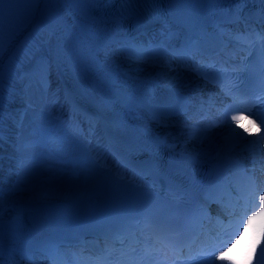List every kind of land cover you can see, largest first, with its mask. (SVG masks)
I'll list each match as a JSON object with an SVG mask.
<instances>
[{
  "label": "bare ground",
  "instance_id": "obj_1",
  "mask_svg": "<svg viewBox=\"0 0 264 264\" xmlns=\"http://www.w3.org/2000/svg\"><path fill=\"white\" fill-rule=\"evenodd\" d=\"M67 12L69 15L72 14L69 11H67ZM55 15L58 17L57 19H61L55 10L48 9L45 17L49 18V16H50L52 19L56 20ZM76 22H78V23H76L77 26L78 25L80 26V24H82L83 27H81V28L84 29V33L83 34L79 33V38H78L79 42H77V36L75 35L74 31L71 28H69L67 30V33H68L67 39H69L72 42V47H71L72 50L74 52H77V48H78L79 53H85V55L91 61L92 66L96 69H97L96 64L93 61L92 55H91V53L96 51L95 48L97 49L100 46L104 45L105 41H111V40L115 39L116 37H119L120 40L125 39L129 35V32H126L123 34L115 32L114 27L110 28L109 31L106 32L105 31L106 29H104L100 25L92 24L91 22H88V21H81L79 19ZM34 25H35V21H33L31 23L29 28H32ZM103 33L106 34L105 40H102V37H101V34H103ZM62 35H65V33H63ZM24 36H25V33H21L19 36H17L15 38L14 42L7 48V50L5 51V56L3 57L4 60L2 61L0 67H2L7 62V60L10 57V53H13L15 47H17L20 44V41L23 39ZM67 39H66V43H67ZM64 44H65L64 41H61L60 43L59 42L55 43L57 53H65L66 52V49L64 48ZM60 48L64 49L63 52L59 50ZM79 48H81V49H79ZM117 67H121V64L117 65ZM125 71L128 72V68H125ZM70 73L75 74L76 72L74 70H72ZM98 73H100L101 75H104V73L102 71H99ZM171 76H172V79H170L169 77H167V79L169 78L170 83L174 87L179 88L182 84L180 78L178 77L177 74H171ZM151 77L152 76L150 74H147V76H146L147 79L151 78ZM161 78H163V77H161ZM136 87L140 88V85L136 84ZM78 90L81 91V88L79 87V85H78ZM172 92L175 95H177L176 88H174L172 90ZM237 127H238V129H244L241 125H239ZM173 129H174L173 127L169 128V127L163 126V127H160L158 130H156L157 137H156V140H154L153 145H154L155 149L158 150L156 152H159V154H156L157 158L162 159V157L167 153V150L164 147L165 143L163 140H172L175 137L174 133L172 132ZM241 131H243V130H241ZM241 131L238 132L237 135H234V134L231 135V139H230L231 143L230 144H224L223 143V139L221 138L222 137L221 135L223 134L222 131H220V132L214 131L212 136H210L208 138V141H205L203 143H201L199 140H197L195 138L187 139V141H186V139L182 140V138L180 136V139L182 141L176 143V145L181 146L184 143L183 141H185L188 144V148L186 150V153H189L190 158L194 157L193 158L194 160L191 162V168L195 173L194 177L198 181H200V179H201L202 182H205L208 179V177H215L216 176V174L218 173L217 170L222 166V164L220 166H218L220 163H223L225 161V163L223 164V165H225V164H227V162L233 161V156H235L234 152H236L237 155H242V157H249L248 158L249 162L251 164H253V166L255 165L257 158L264 160L262 157H257V156L252 157L251 156L252 152L256 153V151L260 156H264V151H261L260 146H258L255 143H253L251 145H247L246 144L247 141L244 140V138L238 139L240 137L239 134L241 133ZM212 138H215L216 141H210ZM216 147H218V148L216 150H214ZM178 151L181 152L182 149H180ZM149 154H152V153L150 152ZM185 161H188V159L185 158ZM259 168H261V166L257 164L255 167H253L251 169V171H258ZM210 170H212L211 174L209 172ZM61 177H66V175L61 176ZM33 180L37 181V178H33ZM35 193H36L35 191L30 192L26 196H24L18 200L31 199V197L36 196ZM41 194L42 193H39L38 196H41ZM43 197L55 199V198H63V197H65V195L63 194L62 191H59L56 194H55V192H49V193L47 192V193H44ZM63 224L64 225H62V227L65 230L69 231L72 229V226H69L68 222H63ZM47 226H48V224L44 223V225L41 226L40 228H38L37 230L41 231V230L45 229ZM23 236H24V234H22L18 231L10 232V231L3 228V235H2V237H0V240H2V243L4 245V256L6 258H10V251H9L10 249L16 248V247L20 246L21 244H23ZM12 255H15V253H13Z\"/></svg>",
  "mask_w": 264,
  "mask_h": 264
},
{
  "label": "snow or ice",
  "instance_id": "obj_2",
  "mask_svg": "<svg viewBox=\"0 0 264 264\" xmlns=\"http://www.w3.org/2000/svg\"><path fill=\"white\" fill-rule=\"evenodd\" d=\"M66 3H75L79 2V0H65ZM88 2L93 4H98L100 0H88ZM124 3H133L134 0H123ZM140 2L145 3H155V0H140ZM172 0H169V3H171ZM210 3L213 4H220L228 2L230 3L231 0H209ZM249 2H254L259 5V7L250 13H248L247 18L256 17L258 21L261 23H264V0H238L237 6L235 9L230 13L231 17L235 20H239L242 18V13L244 11V8L248 5ZM0 18H2V14H0ZM244 37H251L255 36L256 39L252 40L248 44L249 48V54H251L252 49L256 47V44L259 43L260 45V53H259V59L262 64H264V32H256L254 28H249V30L242 34ZM245 65L249 63V61H244ZM3 68L0 67V91H2L3 88ZM0 100H2V96H0ZM0 108H2V104H0ZM236 111H248L249 115H257V118L260 119L261 123H264V115L254 113L251 111V109H236ZM243 115H233L232 121H235L237 125L240 124V121L242 119H245ZM0 120H2V112H0ZM254 122V121H253ZM235 130V129H233ZM245 131H249V129H245ZM240 135H243L240 133ZM2 134H0V139H2ZM261 139H264V137H261ZM3 190L0 189V237L3 235V215L5 209L3 208ZM258 200L260 203L259 210L253 212L251 215H247L245 217L241 218L240 223L237 225V229L242 228L243 231H237L234 234V238H238L239 236H243L245 234H248L247 238V245L245 247L244 253L242 258L237 259L232 256H227L224 251H220L219 255L216 257V259H219L221 261H228L229 264H253V257L259 249V256L260 259L257 261V264H264V195H259ZM13 210H15L14 205L12 206ZM22 216L17 215L13 218L15 221H21L22 222ZM10 264H20L19 260L15 259V256L12 255L15 252V249H10ZM21 259H25L28 261H31L32 257L28 256L24 253H21ZM0 258H2L4 264H5V256H4V245L2 243V240H0Z\"/></svg>",
  "mask_w": 264,
  "mask_h": 264
}]
</instances>
